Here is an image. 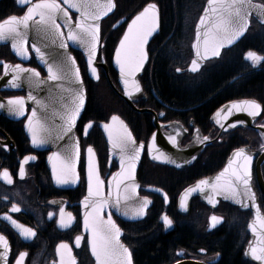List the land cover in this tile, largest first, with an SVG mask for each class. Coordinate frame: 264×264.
<instances>
[{
  "label": "flooded vegetation",
  "instance_id": "af4514ba",
  "mask_svg": "<svg viewBox=\"0 0 264 264\" xmlns=\"http://www.w3.org/2000/svg\"><path fill=\"white\" fill-rule=\"evenodd\" d=\"M113 0L114 11L100 23L101 42L96 55L99 79L91 78L81 52L68 44L71 55L78 64L86 94L83 113L75 126L79 142L78 186L63 190L54 186L47 168L48 151L35 150L25 132L31 113L27 93L23 90L0 89V173L5 169L13 179L12 184L0 179V235L6 237L10 251L7 264H16L21 252L27 253L22 264H98L92 253L90 229H83L82 207L85 196V171L87 148L93 147L99 175L107 186L118 171V165L109 155L108 142L103 125H109L112 116L119 117L109 128L122 130L120 121L131 132L137 146L143 142L141 160L136 172L138 194L151 201V207L143 220L128 222L112 214L121 229L120 243L132 253V264H175L182 261H198L205 264H254L246 255L250 243L247 226L251 220L249 211H241L219 202L214 208L191 200L188 211L180 213L177 207L180 193L195 182L219 172L233 151L244 148L255 153L251 167L252 184L264 215V139L256 128H264V61L253 63L247 53L253 51L264 56V25L254 19L245 35L234 45L224 48L218 57L205 61L198 71H189L193 52L195 27L207 0ZM40 0H31L37 3ZM63 4V0H59ZM153 2L159 8L158 35L147 47L148 61L139 79L144 97L133 102L136 110L125 103L113 87L122 93L119 75L113 58L117 44L128 21L144 5ZM29 5L19 0H0V23L15 15L22 17ZM67 7L66 5H63ZM75 9H69L72 23H76ZM166 14L167 19L162 20ZM61 25V24H60ZM64 37L67 30L61 25ZM29 56L21 57L7 44H0V78L3 64H17L36 69L42 78L45 72L36 62L27 43ZM24 97L26 111L23 116L10 113L7 100ZM248 100L262 106L251 126L230 128L221 121L220 110L228 103ZM163 114V115H161ZM220 121V124L217 123ZM92 123V127H85ZM120 123V124H119ZM178 123L186 134L181 146L202 144L194 161L181 169L157 164L149 159L148 142L157 125ZM223 124L222 128L220 125ZM207 136L209 139L204 141ZM6 146V147H5ZM35 157V159H31ZM29 158V159H26ZM24 168V177L19 172ZM158 190L165 195L155 193ZM16 205L19 212H12ZM64 219H73L69 227L60 226V210ZM49 213H52L49 218ZM10 215L18 224L31 228L36 236L25 240L20 229L4 219ZM167 215L170 226L161 222ZM221 218L213 227L211 217ZM103 218L108 216L103 214ZM81 237L79 246L76 237ZM67 244L68 250L60 249Z\"/></svg>",
  "mask_w": 264,
  "mask_h": 264
},
{
  "label": "snow or ice",
  "instance_id": "6c2138e0",
  "mask_svg": "<svg viewBox=\"0 0 264 264\" xmlns=\"http://www.w3.org/2000/svg\"><path fill=\"white\" fill-rule=\"evenodd\" d=\"M19 3L23 5H29L30 0H19ZM209 9L205 10V16L200 18V25L206 24V17L209 16V12L215 13L214 19H208L207 23L210 26V31L203 33V46L205 53L211 50V54L214 57H218L221 54V49L224 46L223 40H227L228 44H231L236 39L247 31L249 26V17L253 10H256L259 17L264 18V5H257L252 0H208ZM217 4V7L212 5ZM63 5H67L64 7ZM90 6L80 0H63V4L59 0H40L39 3L32 4L27 7L26 13L22 17L15 15L6 19L3 23H0V41L6 40L9 37L12 39V48L18 56L28 57L27 40L25 39V31L29 27V22L34 21L37 26V31H44L45 38L50 39L53 44L57 43L59 38V47L66 49L68 47L67 41L64 39V33L61 29V25L56 22L55 16L57 13H62L66 17L65 24L68 27L67 40L78 42L85 47L88 54V65L91 67V73L96 79H99L97 68L94 65V58L97 55L98 47L101 42V29L99 21L103 16H106L113 10L115 4L113 0H107V3L101 5L96 3L94 7L97 9L95 12L88 11ZM69 9H76L79 12V19L75 23V29L72 27L71 16ZM39 16V20L34 18ZM40 25H46L45 29H41ZM158 28V12L156 6L153 4L148 5L144 10L135 16L128 25L127 32L119 42V47L115 50V60L120 66L121 77L125 85V94L131 97L133 93H139L142 91L139 83L134 79L136 73L142 70L144 63L147 60V52L145 45ZM201 39V33L198 27L197 41ZM219 39L220 42H217ZM37 57L47 65V80L54 82L70 81L76 84H82L79 68L75 69V80L72 81V69L69 67L66 60L61 59L59 62L49 63L45 58V53L41 51L35 44L32 45ZM199 55V52L197 53ZM247 59L251 60L254 64L264 61V56H259L253 51L247 53ZM71 60L72 65H75L76 61L74 57H68ZM4 75L9 73H15L12 75L9 84L12 88H19L21 76L24 73H28L24 77L29 86H39L42 81L40 79H33V77L39 78L40 73L36 69L24 68L17 64L10 66L6 62L3 64ZM191 71H198V64L195 60L192 62ZM63 92L68 94L71 98L70 104L64 106L65 112L62 119H65V126L62 128V135H58L57 139H63L64 136L71 133L76 125V120L84 107L85 94L83 89L79 88H65L63 84L60 85ZM27 99L35 101L38 105L40 101L29 92ZM26 102L24 97H14L7 100V109L10 113L17 116H23L26 111ZM5 107V104L0 102V108ZM232 109L238 111L247 112L249 116L255 117L260 114L262 106L255 101H244L242 105L233 104L232 108L228 110V115L232 114ZM163 115V114H161ZM219 116L220 113H217ZM37 116V110H32L31 116L28 117V129L32 134V144L34 146H41L46 143V138L38 137L37 130L33 126L34 118ZM112 121L119 120V117L112 116ZM122 130L117 131L115 135L109 131V141L114 149H119L121 171L116 174L115 180V197L110 199L111 192L108 197H105L101 191V185L104 183L99 175L98 168L94 166L93 156L94 149L88 146L87 153L89 157L88 163V196L84 199L85 209H91L90 212L85 213L84 225L88 229L91 227L92 239L90 241L92 247V253L95 255L98 264H132L131 251L120 243L119 237L121 229L116 225L112 219V214L109 212L107 221H104L101 214L106 205H111L117 211H121L125 217H142L146 214L147 206L150 201L145 197L142 201H136L134 206H129L127 203L121 206V185L124 186L125 195L123 200L125 202L133 200L135 195H138V185H129L126 181H133L135 179V169L142 151L145 149V144L141 142L137 146L135 138L131 132L127 129L126 125H123V121H120ZM220 124V121L217 120ZM240 123V122H236ZM222 128L223 124L220 125ZM234 123L232 127H235ZM92 127V123L89 122L85 127V135H87V129ZM105 130H109V125L105 123L103 125ZM47 131L46 129H42ZM179 135V133H177ZM152 144L149 148L155 147L156 135L152 136ZM209 138L205 136L204 141ZM169 140L173 145L177 144L175 137H169ZM6 147V146H5ZM264 148V145H261ZM157 151H159L157 149ZM75 156L79 157V142L76 141ZM56 159L60 161V171L57 172L56 166L53 165L52 175L58 185L68 184L69 182L75 183L78 176L75 172V166L73 164V152L70 149H65L63 155L60 152H54L49 156V160ZM154 159H163L169 161V157L163 152H160L158 156H154ZM29 159V158H26ZM35 159V157H31ZM252 157L248 155L244 148H239L234 152V160L229 161V166L226 167L217 177L216 181L212 184V187L216 195H224L226 199H235L237 203L244 207L247 205L244 203V198L255 200V193L251 189L252 173L250 169ZM96 174L95 189L93 188L92 180L93 175ZM24 168L21 167L19 176L22 179L24 177ZM0 179H3L6 183L12 184L13 179L7 169L0 173ZM223 180V183L221 181ZM208 180H201L196 188H190L187 191L189 193L202 190L201 186L208 185ZM243 187V193L240 188ZM210 203L214 201L209 198ZM181 207L186 209V205L182 202ZM12 212H19L20 208L13 205ZM52 213H49L51 218ZM69 221L64 219V209L60 210V226L63 228L69 227L71 219H73L71 213L68 214ZM4 219L11 222L12 225L20 229V235L25 239H30L36 236V232L31 228H26L15 221L10 215L5 214ZM221 218L216 216L211 217L213 227ZM260 222V229L264 231V220L257 217ZM91 220V225H90ZM163 222L166 226H170L172 221L167 215L163 217ZM253 233L257 231L255 225H250ZM81 237H76L77 246H79ZM259 247L251 246L250 254L257 260L264 262V235L258 241ZM0 245H3L4 251L0 253V257H3L6 261L10 247L6 237L0 235ZM60 249L68 250L67 244H60L57 251ZM27 253L21 252L16 260V264H22L24 257ZM61 264H65L63 257L61 258ZM74 264V261L71 262Z\"/></svg>",
  "mask_w": 264,
  "mask_h": 264
},
{
  "label": "water",
  "instance_id": "95a60500",
  "mask_svg": "<svg viewBox=\"0 0 264 264\" xmlns=\"http://www.w3.org/2000/svg\"><path fill=\"white\" fill-rule=\"evenodd\" d=\"M77 2H80V0H77ZM83 2L87 3L90 6L88 8V11L95 12V11H97V9L94 7V5L97 2L100 3L101 5H103V4L107 3V0H83ZM252 2L254 4H257V5H264L257 0H252ZM37 3H39V2H37ZM32 4H35V3H31V0H30L29 6H31ZM150 4L155 5L156 10L158 12V28L153 33V35L151 37H149V39L145 45L146 52H147L148 45L158 35V32H159L160 16H159V8H158L157 4L150 2L146 5H144L138 12H136L128 21L127 27H126L123 35L120 38V40H121L123 38L124 34L127 32L128 25L131 23V20L134 19L135 16H137L139 13H141L144 10V8H146ZM212 7H217V4L212 5ZM206 9H209L208 0L204 4V8L202 10V13H201V15L197 21L196 27H195L194 41H193V44L191 46V49L193 52V59L191 61L190 67L188 68L189 71H191L193 60H195L197 62L198 69H199V67L204 65L205 61L215 58L214 56H212L211 50H209L207 53H205V49L203 46V33L205 31H210V26L208 25L207 20L215 18V13L209 12V16L206 17V24L200 25V18L202 16H205V10ZM113 11H114V8L106 16L102 17V19L99 21V24L101 23V21L103 19H105L107 16H109ZM73 12H75L77 14V19H76V21H77L79 19L80 14L78 11H76V9L73 10ZM34 19L39 20V16H36ZM55 19H56L57 23L64 26V28L68 31V27L65 24V21L67 18L64 17L62 13H57L55 16ZM251 19H254L258 23L264 25V18L259 17L256 10H253L250 17H249V25H250ZM71 22H72V20H71ZM46 27H47L46 25H40L41 29H45ZM72 27H73V29H75V24L72 23ZM198 27H199V30L201 33V39L199 42L197 41ZM248 28H249V26H248ZM248 28H247V30H248ZM22 30L25 31V39L27 40V43L30 45V48L34 54L35 59H36V62L42 68V70L45 72L44 78H42L40 76L39 78L33 77V79L34 80L40 79V80L45 81V82L41 83L39 86H35V85L29 86L28 81L24 78L29 74L24 73V74H22L21 80H20L21 86L19 88H12L9 84V81L11 80L12 75H14L15 73H9L8 75H3L2 78H0V89L9 88V89H13V90H23L27 93V97H28L29 92H31V94L33 96H35L38 101L41 102V104L38 105L35 101L27 99V103L31 107V113H32V110L34 108L37 110V116L34 118V121H33V126L37 130V135H38V137L46 138L47 142L44 143L43 145L39 146V147L34 146L32 144V134L28 129V119H27L26 125H25L26 135H27L33 149L45 150V151L49 152V155L47 156L46 163H47V168L49 170V173H50V176H51V179H52L54 186L59 188V189H63V190L73 189V188L77 187L78 183H79V174H78L79 157L77 158L75 156L77 136L75 134V127H74L73 131L71 133H69L68 135L64 136L63 139H57L56 138L58 135L63 134L61 130L65 126V119H62V117L64 116V112H65L64 106L66 104H70V102H71L70 96L63 92V89L60 87V85L63 84L65 88L70 87V88L83 89L84 94H85V88L83 85V81H82V84H76V83H72L70 81L54 82V81L47 80V75H48L47 65L44 64L37 57L34 49L32 48V45L35 44L37 47H39L41 49L42 52L45 53V58L48 60L49 63L59 62L61 59L66 60L69 67L72 69V77H71L72 81L75 80L74 73H75V69L78 67V64L76 62L75 65H72L71 60L67 59L68 57H73V56L69 52L68 47L66 49H61L59 47V38L57 39V43L53 44L50 39L45 38V32L44 31H37V26H36L34 21L29 22L28 29L24 30L22 28ZM246 32L247 31H245L242 36H240L238 39H236L231 44H228L226 39L223 40L222 42H223L224 46L222 47V49L231 47L232 45L236 44L245 35ZM64 39L67 41V44H69L72 48L81 52L82 57H83V61H84L85 67H86V71L91 78H94L95 76L92 75L91 67L88 65V62H87L88 61V54H87V50L85 49V47L82 46L81 44H79L78 42H73L71 40H67V38H65V37H64ZM120 40H119V42H120ZM12 42H13L12 39L9 37L6 40L0 41V44L9 45L11 47L12 51L15 53V51L12 48ZM119 42L117 44V47H119ZM217 42H220L219 39ZM222 49H221V51H222ZM198 52H199V55L197 54ZM147 61H148V55H147V60L144 63L142 70H140L135 75L134 79L139 83V85H140L139 79H140L142 72H143V70L147 64ZM94 65L97 68L96 56L94 58ZM113 65H114V68L119 75V84H120L122 93H119L114 87H113V89L116 91V93L119 95V97L125 103H127L132 109L136 110L135 107L133 106V102L136 101L140 97H144L143 92L140 91L139 93H133V95L131 97L126 95L125 94V85H124L123 79L121 77L120 66L116 63V60H115V53H114V58H113ZM79 72H80V70H79ZM80 77H81V73H80ZM81 80H82V77H81ZM140 87H141V85H140ZM244 101H248V100H238V101H234V102H231V103H228L227 105H225L220 110L222 123L225 122L224 124L230 128H242V127L251 126L253 120L257 116L252 117V116H249L247 114V112L238 111L236 109H232V114L228 115V110L232 108L233 104L242 105ZM85 104H86V94H85ZM85 104H84V107L81 110V112H80V114L76 120V124H77L78 120L80 119V117L83 113V110L85 108ZM31 113H30L29 117L31 116ZM236 122H240V123H236ZM113 123H114V121H112V119H111V121L109 123V127L111 125H113ZM234 123L236 124V126L232 127V125ZM42 129H46L47 131H44ZM256 130L259 132V134L264 139V128L259 127V128H256ZM103 131L105 133V136H106V139L108 142L109 155L112 159H114L116 161V163L118 165V171L115 172L112 175V177L109 179L107 186H105L104 183L101 185V191L105 197H108L109 193L111 192L112 195H111L110 199H114V197H115V180L113 178L116 177V174L121 171V165H120L119 149H114L112 147V144L109 141V131H111L113 133V135H115V133L117 131L115 128H109V130L103 129ZM177 133H179V135ZM154 134L156 135L155 147H152L151 151H149V148L152 144L151 138L153 135L151 136V138L148 142V146H147L149 159L151 161L157 163V164L168 165V166L176 168V169H181L182 167H186V166L190 165L194 161V159L197 157L199 152L201 151L202 145L203 144L205 145V143H202V144H195V145H191V146L182 147L181 146V140L183 139L184 135L186 134V130L184 129V127L182 125H180L178 123H172V124L168 125L166 131L157 125V130L154 132ZM169 137H175L177 144L173 145L171 143V141L169 140ZM66 148L70 149L73 152V164L75 166V172L78 176V179H76L75 183L69 182L68 184L58 185L56 183V180L54 179V177L52 175V172H53V165H55L57 172L59 173L60 166H61L60 161L56 160L55 158L53 160H49V156H51L52 153H54V152H60L61 155H63ZM157 149L159 151H157ZM160 152H163L166 156H168L169 161L166 162L163 159H154L153 158L154 156H158ZM234 152L235 151H233L230 154V156L226 160L224 166L222 167V169L219 172H217L216 174H214L210 177L201 179V180H208L210 182L208 185L201 186L202 190H198V191L191 192V193H189L187 191L190 188H196L197 185L199 184V181H201V180L195 182L191 186L184 189L180 193V195L178 196L177 207H178V210L180 213H185L188 211L189 204H190L191 200L194 198H198L201 203L205 204L209 208H214L218 205L219 202H222V203H226L230 206H233L235 208H238L241 211H249L251 213V220L248 223L247 232L250 236V243L248 244L245 253H246L248 259H251V261L254 264H264V262L255 260L250 254V247L251 246L259 247L260 245L258 244V241L261 239V236L264 235V231H262L260 229V222L257 219V217L259 216L261 220H264V215H263L262 211L260 210L256 194H255V200L254 201L247 199V198H244V203L247 205V207H244L241 204L237 203L235 199H231V198L226 199L223 194L222 195H216L215 191L212 187V184L216 181V177L226 167L229 166V161L234 160ZM247 154L252 157V160L250 163V169H251L252 164H253V160H254L256 154L255 153H247ZM141 155H142V153H141ZM141 155H140V159L138 160V162L136 164L135 179L133 181H126V183L129 185H132V184L138 185V183L136 181V172H137L140 160H141ZM92 159H93L94 166L97 167V162H96L95 156H93ZM88 163H89V157L87 156L86 171H85L86 191H85V196L83 197V199L80 203V205L82 207L83 229H86L85 225H84L85 213L91 211L90 208L85 209L84 203H83L85 197L88 196ZM98 175H99V171H98ZM95 177H96V174L94 173L93 180H92V184H93L94 189H95V183H96ZM99 177H100V175H99ZM100 179H101V177H100ZM221 183H223V180L221 181ZM251 189L255 193L252 181H251ZM152 191L163 196V198H165V195H163L162 192L155 190V189H152ZM240 191H241V193H243V187L242 186L240 188ZM137 192H138V189H137ZM120 195H121V206L122 207L125 203H127L129 206H134L136 201H138V200L142 201L143 200V198H141L138 194V195L134 196L133 200L125 202L123 200V196L125 195L123 185H121ZM209 198H211L214 201V203H210ZM182 202L186 205V209L181 207ZM149 207H151V201H150L149 205L147 206L146 212L149 209ZM109 212L113 213L118 218H120L124 221H128V222L141 221L146 216V214H145L144 216L137 217V218H132L131 216L125 217L121 211H117L114 207H112L109 204V205L105 206V208L101 214V217L104 221H107V219L103 218V214H106L108 216ZM163 217L164 216H162V218H161L162 223H164ZM90 225H91V220H90ZM250 225L256 226L257 231L255 233H253ZM88 229L91 230V227L89 226ZM3 251H4L3 245H0V253H3ZM8 256H9V253H8ZM8 256H7L6 261L3 257H0V264H7ZM175 264H205V263L198 262V261H182V262H178Z\"/></svg>",
  "mask_w": 264,
  "mask_h": 264
},
{
  "label": "trees",
  "instance_id": "16d2710c",
  "mask_svg": "<svg viewBox=\"0 0 264 264\" xmlns=\"http://www.w3.org/2000/svg\"><path fill=\"white\" fill-rule=\"evenodd\" d=\"M258 1H260V2H262L263 4H264V0H258ZM157 4L161 7V8H164V3L163 2H161V1H159V0H157ZM167 19V15L166 14H163L162 15V20H166Z\"/></svg>",
  "mask_w": 264,
  "mask_h": 264
}]
</instances>
